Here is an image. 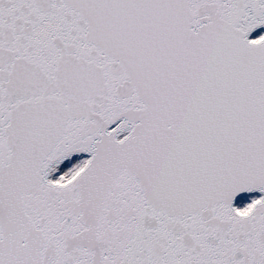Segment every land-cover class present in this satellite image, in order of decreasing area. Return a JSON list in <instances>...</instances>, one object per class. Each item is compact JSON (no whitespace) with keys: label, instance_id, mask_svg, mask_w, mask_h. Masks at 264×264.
I'll use <instances>...</instances> for the list:
<instances>
[{"label":"snow or ice","instance_id":"snow-or-ice-1","mask_svg":"<svg viewBox=\"0 0 264 264\" xmlns=\"http://www.w3.org/2000/svg\"><path fill=\"white\" fill-rule=\"evenodd\" d=\"M0 264H264V0H0Z\"/></svg>","mask_w":264,"mask_h":264}]
</instances>
